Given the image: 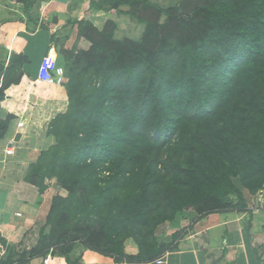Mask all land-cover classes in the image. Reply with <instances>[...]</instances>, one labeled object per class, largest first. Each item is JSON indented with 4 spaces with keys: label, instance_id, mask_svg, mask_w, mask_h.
<instances>
[{
    "label": "trees",
    "instance_id": "trees-1",
    "mask_svg": "<svg viewBox=\"0 0 264 264\" xmlns=\"http://www.w3.org/2000/svg\"><path fill=\"white\" fill-rule=\"evenodd\" d=\"M35 2L25 1L26 14ZM93 6L114 11L126 6L144 25L145 35L154 33L164 45L148 56L138 42L109 38L112 22L99 31L81 21L80 36L94 57L114 51L120 62L73 112L67 108L53 119L50 130L62 118L65 125L50 131L57 143L30 166L28 181L40 192L48 178L91 190L102 174L116 183L134 180L141 162L148 160L123 213L103 227L83 223L75 233L87 249L116 262L153 263L177 250L187 229L167 242L152 237L142 249L137 237L118 240L116 228L151 220L158 225V217L170 221L184 210L194 212L197 220L244 212L245 194L264 189V0H204L179 21L176 39H169L175 7L148 0H103ZM163 16L168 20L160 24ZM92 64L99 65L90 63L88 69ZM71 80L63 88H70ZM5 130L3 122L0 138ZM181 154L182 161L172 159ZM45 166L52 172L41 176ZM43 231L30 251L13 255L9 264H28L49 252ZM129 242L136 252H126Z\"/></svg>",
    "mask_w": 264,
    "mask_h": 264
},
{
    "label": "crops",
    "instance_id": "crops-1",
    "mask_svg": "<svg viewBox=\"0 0 264 264\" xmlns=\"http://www.w3.org/2000/svg\"><path fill=\"white\" fill-rule=\"evenodd\" d=\"M25 1L0 0V124L6 123L0 138V250L25 241H31L29 249L34 247L50 207L48 193L27 178L40 154L55 145L50 123L65 111L67 97L61 85L43 80L40 69L46 62L48 67L57 65L59 47L70 42L63 36L77 31L81 21L98 29L105 25L104 15L126 7L114 11L93 6L103 0H36L26 14ZM15 79L16 84L3 88ZM245 200L244 212L211 214L200 220L195 215L177 250L142 264H264V189L245 194ZM70 260L127 264L87 248ZM47 264L68 262L54 255Z\"/></svg>",
    "mask_w": 264,
    "mask_h": 264
},
{
    "label": "rangeland",
    "instance_id": "rangeland-1",
    "mask_svg": "<svg viewBox=\"0 0 264 264\" xmlns=\"http://www.w3.org/2000/svg\"><path fill=\"white\" fill-rule=\"evenodd\" d=\"M150 2H156L162 8L175 7L176 13L174 17L176 22L171 25L169 30L170 38L176 39L180 35L181 28L179 21L183 19H188L192 14L193 10L198 3H202L204 0H149ZM107 14V13H106ZM167 17H162L160 24H165L167 22ZM102 23L112 22L114 30L112 33L107 29V33H110L112 40L118 42H138L142 45L145 50L144 53L148 56L153 55L155 52L160 50L164 42L158 41V38L154 33H149L145 35V28L143 24H139L134 18L128 14V8L125 7L121 12H109V14L102 17ZM105 25L99 27V31L103 30ZM179 32V33H178ZM63 38L68 39L70 42L64 41L59 47V60L56 67L63 69V80L62 84L69 81L70 88H63L67 98V106L64 112L58 114L62 115L66 112L67 108L72 109L81 103V100L90 94H93L101 86L102 80L108 71L118 66L120 58L115 55L112 51L106 56L94 57L90 52V44L81 39L80 36V25L77 31H72V33L63 36ZM61 38V39H63ZM68 44V45H67ZM90 63H99L103 65L101 70L99 65H94L88 69ZM94 68H96L94 70ZM61 84V87L63 85ZM69 112V111H68ZM56 117V116H55ZM54 117V118H55ZM53 118V119H54ZM52 119V120H53ZM66 118H62L59 123H55L53 127L62 128L65 125ZM52 122L50 123L51 126ZM49 130V133H51ZM174 138V137H173ZM57 140L55 139V144ZM181 154L179 157L172 159L175 161H182ZM163 160L166 159L167 155L162 156ZM49 161V160H48ZM141 170L139 172L140 176H134V180H121L112 181V177L101 175L97 180V185L89 190L85 185L79 183V186H67L64 183L59 184L56 179L48 178L44 179L43 192L48 193L50 207L47 212V216L43 223L39 227V231L44 229V243L45 245H50L49 248L53 249L52 256H63L65 257L68 264H72L70 258L71 256L77 259L79 255V249L86 248L81 242L79 236L77 237L75 231L82 226L83 223L92 225L93 227H103L111 219H117L123 213L124 202L128 201L131 197L132 192L135 188H139L141 185L142 172L148 166V160L141 162ZM184 165V164H183ZM52 168L46 167L41 169L40 175L45 176L51 173ZM56 173V172H54ZM29 174V172H28ZM28 180V178H27ZM114 183V184H113ZM69 190L71 193L69 195ZM164 198L163 194L160 195L159 199ZM63 199V200H62ZM148 200H152V196L148 197ZM165 212V216H167ZM171 220H163L162 217H158V225L154 223L156 221H146L134 224H127L125 227L120 225L116 228L119 230L116 238L118 240L131 239L137 237V242L142 246L145 243L153 242V238H156L159 242L164 239L168 241L173 233L183 231V229L191 228L193 220L195 219L194 212L190 210H184L175 213L170 216ZM118 225V224H117ZM116 225V227H117ZM67 231V235L63 233ZM82 237V235H81ZM31 241L24 242L20 246H3L0 250V264H9V258L17 253H26L27 249L31 246ZM43 244V241H42ZM126 248L127 253L136 252V248L132 246L133 244L129 242ZM144 249L145 247H141ZM30 251V250H29ZM50 251V250H49ZM44 253V252H43ZM42 253L35 261H30L28 264L42 263L49 252Z\"/></svg>",
    "mask_w": 264,
    "mask_h": 264
},
{
    "label": "built area",
    "instance_id": "built-area-1",
    "mask_svg": "<svg viewBox=\"0 0 264 264\" xmlns=\"http://www.w3.org/2000/svg\"><path fill=\"white\" fill-rule=\"evenodd\" d=\"M40 74H42V78L45 82L61 85L63 80V69L57 68L56 66L46 65L40 69ZM52 250L49 251L47 256L45 257L43 264H47L49 259L51 258Z\"/></svg>",
    "mask_w": 264,
    "mask_h": 264
}]
</instances>
